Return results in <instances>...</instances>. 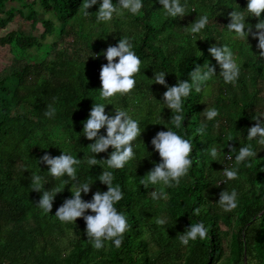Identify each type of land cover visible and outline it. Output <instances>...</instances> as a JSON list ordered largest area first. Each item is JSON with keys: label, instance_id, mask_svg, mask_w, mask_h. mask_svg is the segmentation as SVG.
I'll return each mask as SVG.
<instances>
[{"label": "trees", "instance_id": "trees-1", "mask_svg": "<svg viewBox=\"0 0 264 264\" xmlns=\"http://www.w3.org/2000/svg\"><path fill=\"white\" fill-rule=\"evenodd\" d=\"M82 2L0 0V30L16 16L29 28V32L19 28L0 36V48L8 49L13 60L0 70V264H264V149L251 141L257 156L251 167L238 166V179L225 182L221 172L225 163L237 167L234 159L226 161L223 154L229 147L238 150L247 145V131L256 123L252 117L264 113V59L254 55L257 41L249 36V46L226 30L228 14L245 9L247 0H181L187 5L186 15L176 19L165 17L158 0H142L139 14L125 11L100 23L95 16L99 0L86 10L88 16L82 14ZM205 13L209 24L199 34H189L191 23ZM256 22L246 18V23ZM38 25L41 32L34 35ZM125 36L141 59V71L131 93L105 101L98 90L99 71L107 61L96 54ZM224 44L240 64L235 86L223 82L219 65L208 53L210 46ZM207 61L215 66L216 76L200 93L193 89L186 98L185 118L176 129L170 123L173 113L163 104L166 88L153 83V74L166 72V83L173 86L177 80L188 81V74ZM93 103L108 104V115L126 110L139 121L142 133L133 142L135 159L122 169H107L103 162L91 168L87 164L92 155L87 146L94 141L87 140L82 129ZM48 104L56 108L51 119L43 115ZM212 107L220 115L206 121L202 112ZM205 123L204 134H197ZM169 128L192 141L193 164L178 186L164 189L168 200L154 201L149 193L162 186L145 189L140 180L160 162L151 139ZM101 134H106L105 129ZM212 147L219 152L217 161L208 155ZM61 151L81 159L76 166L78 180L92 183L89 193L81 194L85 201L96 191H107L96 178L102 171L113 172V186L120 185L124 194L116 207L131 225L120 249L106 241L104 248L95 250L82 218L63 224L54 216L71 198L74 182L64 186L66 176L53 180L47 165L36 160L45 153L59 156ZM111 151L110 147L95 158L107 159ZM32 174L45 178L44 190L64 188L54 197L49 214L36 206L42 193L31 190ZM233 188L238 192V207L224 212L217 205L219 193ZM197 207L200 215L194 216ZM159 218L166 223L157 225ZM198 221L208 228V238L181 245L179 235Z\"/></svg>", "mask_w": 264, "mask_h": 264}, {"label": "clouds", "instance_id": "clouds-1", "mask_svg": "<svg viewBox=\"0 0 264 264\" xmlns=\"http://www.w3.org/2000/svg\"><path fill=\"white\" fill-rule=\"evenodd\" d=\"M98 0H83L80 5L82 14L88 16L86 11ZM162 5L165 17L173 19L181 18L186 15L187 5L182 4L181 0H158ZM144 8L142 0H99L98 10L95 12L97 23L110 22L114 15L122 16L125 11L132 15L139 14ZM239 8V6H238ZM240 9V8H239ZM194 10V9H193ZM195 11V10H194ZM264 13V0H247L246 8L243 10H232L228 15L230 22L226 26L228 34L235 40H242L247 43V38L251 36L257 41L256 49L258 53L254 54L257 59H264V19L261 18ZM246 18H255L256 23H246ZM209 24V15L207 13L199 16L191 23L188 29L189 34H199ZM248 44V43H247ZM249 45V44H248ZM250 46V45H249ZM208 53L219 65V77L225 84L235 86L240 77V64L232 48L227 44L208 48ZM103 55L107 63L101 65L99 71V97L102 100H109L117 95L125 96L132 92L136 86V75L141 71V59L135 51L129 37H123L112 46H108L102 53L96 54V57ZM94 57V58H96ZM188 81L177 80L173 86H168L165 80L166 72L160 71L153 74L152 81L155 84L162 85L166 91L162 94L163 104L173 113L170 123L176 128L182 127V121L185 118L183 104L193 91L200 93L202 88L210 81L215 74V66L209 61L203 66L197 65L189 74ZM152 83V84H153ZM55 100V98H53ZM104 103H93L88 117L83 121V136L94 141L87 147L92 155L88 156L87 164L91 167L103 162L107 169H122L131 160L135 159L133 142L141 136L142 130L139 121L133 119L126 110H115L114 115L105 113ZM206 121H213L220 115L218 109L205 108L202 112ZM56 114V108L53 104H48L43 112L46 118H53ZM256 121L255 125L247 131V141L245 146L229 147L227 155L223 154V159L232 161L234 159L237 167H225L222 174L226 181L238 179V166L242 163L251 167V161L256 158L257 151L252 147L251 141L255 140L256 144L264 149V113L252 117ZM207 124H202L196 129V133L203 135ZM101 129H105L106 134H101ZM231 140V138L229 139ZM155 152L160 158L159 163L154 166L141 178L140 184L145 189L150 186L161 185L160 188H154L149 194L151 199L168 200V193L165 188L176 187L180 184L181 179L186 177L193 164L191 153L193 151L192 141L184 138L178 132L171 130L159 131L150 141ZM112 148L107 159L98 160L95 154L104 153ZM233 153H236L233 156ZM212 161H217L219 152L217 148L212 147L208 151ZM234 157V158H233ZM37 164L43 163L48 167V175L53 180L67 177L62 181L63 185H68L69 180L74 182L72 187L71 198H67L56 209L54 216L63 224H74L78 218L85 222V234L87 240L91 242L95 250H101L105 247V242H111L116 249H120L123 244L125 234L130 230L131 225L128 223L126 215L118 211L116 205L123 199V192L120 185L113 186L114 175L112 171H102L96 178L103 185L107 186V191H96L93 193L90 201L82 199V193L87 194L90 191L92 183L79 182L77 177V167L81 159L71 154L62 152L59 156H51L45 153L36 160ZM27 169H23L25 171ZM31 190L40 192L36 206L44 214H49L53 207L54 197L57 193L63 191L59 187H53L51 190H44L45 178L41 175L32 174ZM223 183V182H222ZM217 205L224 212H232L238 207V192L235 188L229 191L219 193ZM90 211L93 214L85 215ZM200 208L193 210L194 216L200 215ZM157 225H164L166 219H156ZM203 241L208 238V228L203 221L190 224L178 237L183 246H188L190 241Z\"/></svg>", "mask_w": 264, "mask_h": 264}, {"label": "rangeland", "instance_id": "rangeland-1", "mask_svg": "<svg viewBox=\"0 0 264 264\" xmlns=\"http://www.w3.org/2000/svg\"><path fill=\"white\" fill-rule=\"evenodd\" d=\"M19 28L24 30V32H29V28L26 25V23H23V21L18 16H16L15 20L12 23L8 24L6 29L0 30V36L5 35L7 32L11 30H16ZM40 32H41V27L40 25H38L33 33L34 35H38ZM11 64H13V60H12V56L8 52V49L0 48V70Z\"/></svg>", "mask_w": 264, "mask_h": 264}, {"label": "built area", "instance_id": "built-area-1", "mask_svg": "<svg viewBox=\"0 0 264 264\" xmlns=\"http://www.w3.org/2000/svg\"><path fill=\"white\" fill-rule=\"evenodd\" d=\"M231 166H232L231 163L229 164L225 163V167H231Z\"/></svg>", "mask_w": 264, "mask_h": 264}]
</instances>
